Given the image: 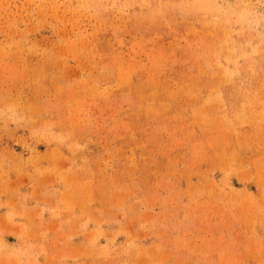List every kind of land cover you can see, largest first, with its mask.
Segmentation results:
<instances>
[{"label": "rangeland", "instance_id": "1", "mask_svg": "<svg viewBox=\"0 0 264 264\" xmlns=\"http://www.w3.org/2000/svg\"><path fill=\"white\" fill-rule=\"evenodd\" d=\"M0 264H264V0H0Z\"/></svg>", "mask_w": 264, "mask_h": 264}]
</instances>
